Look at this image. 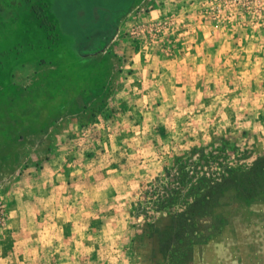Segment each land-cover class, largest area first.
<instances>
[{
	"label": "rangeland",
	"instance_id": "1",
	"mask_svg": "<svg viewBox=\"0 0 264 264\" xmlns=\"http://www.w3.org/2000/svg\"><path fill=\"white\" fill-rule=\"evenodd\" d=\"M116 1L0 0V84L20 60L65 63L56 53L74 41L64 37L92 32L95 14ZM256 6L143 0L93 62L95 85L62 65L77 96L0 91L23 120L11 136L0 132V142L22 143L18 160L0 163V264H264V192L242 202L228 187L216 221L186 220V193L218 181L221 166L264 161ZM201 174L205 187L188 183Z\"/></svg>",
	"mask_w": 264,
	"mask_h": 264
},
{
	"label": "crops",
	"instance_id": "2",
	"mask_svg": "<svg viewBox=\"0 0 264 264\" xmlns=\"http://www.w3.org/2000/svg\"><path fill=\"white\" fill-rule=\"evenodd\" d=\"M142 1L143 0H117L112 7L103 6V8L100 9V13H96L94 18H92V20L98 19V23L95 25L96 28L92 29V32L85 34L82 32L75 33L70 36L68 40L64 37L66 41H74V46L69 49L71 51H69L67 55H63L61 50L56 53L59 59L62 56H67L66 58L68 59L65 63H51L40 59L29 58V61L20 60L19 62L13 63V66L9 69V73H7V77L4 81L5 84H0V91H3V96L5 94H9L10 96L15 95L18 98L23 96H27V98H51L52 96H59L65 99L77 96V90L79 89L82 91L83 89L76 84H70L69 80L63 76L64 72L62 73L60 69L62 65L71 67L77 66L79 69L73 70V72L76 73V75L80 74L83 81H89V85H95V83L100 81V71L96 69V72H93V62H97L100 56H104L103 50L113 39L115 31H112V29L116 23L120 24L124 18L131 14L133 5L135 8L137 3L139 4ZM63 36V34H59L60 39H63ZM57 43L58 45H54L56 49L59 46V42ZM78 50L95 52L93 54L86 53L85 55H78L75 52ZM108 67H110V63H108ZM96 68H98V66H96ZM85 76L87 78H85ZM19 104L21 103L19 102ZM16 106L18 107V105H14V107ZM25 108L27 109H20L21 113L30 114L29 107L27 106ZM3 143L4 144H0V163L10 162L15 159V157L16 160H18L19 156L22 155V153H19V148L22 146V143L19 144L17 141H5Z\"/></svg>",
	"mask_w": 264,
	"mask_h": 264
},
{
	"label": "trees",
	"instance_id": "3",
	"mask_svg": "<svg viewBox=\"0 0 264 264\" xmlns=\"http://www.w3.org/2000/svg\"><path fill=\"white\" fill-rule=\"evenodd\" d=\"M14 112L7 110L5 105L2 106L0 104V132L6 136H11L13 130L23 124L21 123L23 120L19 119ZM3 141L0 144H4ZM202 157L204 156L202 155ZM218 170L223 171V175L220 176L218 181L211 182L206 187L205 183H209L211 180L210 178H205V174L193 178L190 177L191 180L188 181L190 185L195 182L196 185H204L206 189H201L199 192L186 193L193 199L191 204H188L187 221L192 220L195 223L194 219L198 221L203 217H209L212 221H216L217 217L213 215L212 210L218 206L222 195L221 192L227 190L228 187H231L230 189L237 193L242 202H251L255 196L264 192V161L262 160L256 161L244 169H237L235 172L225 166H221ZM182 178H185V176ZM182 192L169 195L163 201L167 203L170 200L177 201L181 199Z\"/></svg>",
	"mask_w": 264,
	"mask_h": 264
},
{
	"label": "built area",
	"instance_id": "4",
	"mask_svg": "<svg viewBox=\"0 0 264 264\" xmlns=\"http://www.w3.org/2000/svg\"><path fill=\"white\" fill-rule=\"evenodd\" d=\"M258 9H264V0H257V6Z\"/></svg>",
	"mask_w": 264,
	"mask_h": 264
}]
</instances>
